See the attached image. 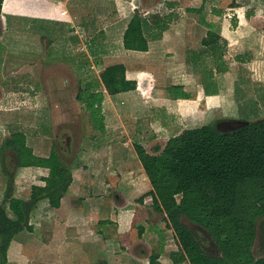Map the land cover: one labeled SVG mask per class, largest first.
I'll list each match as a JSON object with an SVG mask.
<instances>
[{
    "label": "rangeland",
    "instance_id": "rangeland-1",
    "mask_svg": "<svg viewBox=\"0 0 264 264\" xmlns=\"http://www.w3.org/2000/svg\"><path fill=\"white\" fill-rule=\"evenodd\" d=\"M148 2L154 3L153 11L144 17L149 19L152 26L160 16L163 17L170 12L175 14V18L170 23L163 42L156 46L152 54L148 55L146 70L154 75L153 78L151 77L152 80L149 79L147 82L148 89L140 88L138 90L137 88L135 91L122 94L124 99L120 101L124 103L127 101V105H121L120 101L116 103V100L112 99L105 89L95 87V80L105 70V67L115 65L111 62L113 55H110L111 59L106 57L105 60H102L100 58V63H103V66H100L95 61L92 51L95 45H99L104 40L94 37L98 21L106 22L112 17L116 18L112 2L111 5L101 6V12L97 14L92 8L99 1L92 0L91 4L89 3L92 8L84 14L82 12L75 14L77 16L76 28L85 31L83 34L71 35L74 37L73 41L80 35V41L73 42V51L76 57L66 50L64 51L66 42L62 40L55 45L54 49L49 50L44 62L46 65L50 62L62 61L68 65H74V68L59 73H55V70L48 73L39 72L37 80L34 72H28L30 62H26L27 65L24 62L28 61L27 55L31 49L29 45L37 46L33 43L32 35L36 31L50 33L55 29L54 26L46 22L40 23L10 17L8 20L11 23L7 22L5 25V23L1 24L0 18V34L5 30L7 32L5 41L0 43V194L2 198L9 189L8 186H11L13 197L28 200L32 192L45 186L44 180L49 175V171L43 168L19 167L17 155L7 147V139L17 131H21L27 136L28 146L39 157H47L52 148L56 146L59 155L67 163L72 174L81 166L80 160L86 158L81 175H75L76 181L72 182L73 185L71 184L69 187L72 197L65 201L72 204L71 208L62 212L65 215L71 214V209L74 212V207H82L80 206L81 198L87 200L86 204L91 199V202H94L98 207L103 203V208L104 204L109 207L114 204L116 207L125 205V197L120 194L121 188H116V184L111 181L107 188L105 185L104 191L97 189L92 196L88 195V189L80 185L82 178L91 180L89 174L100 178L99 174L102 173L105 166L112 163L114 164L109 166L110 170H115L121 165L119 169L122 174L127 173L129 165L117 164L122 160L125 148L135 150V145L139 144L143 145L149 154L157 155L161 153L172 136H177L186 129L216 124L220 131H231L239 128L241 122L264 119V0H208L205 10L201 14H193L188 10H199L203 0H168L166 2L138 0L139 9L141 8L144 12V6ZM160 2H163V5L157 6ZM167 3H175V5L167 10ZM143 14L146 15V13ZM143 14L141 15L143 16ZM82 22L88 23V30L86 24H84V28ZM232 28H239L240 35H235V43L229 47L226 40L221 38V45L225 49V63L232 67V71L226 78H231V81L228 80V82L232 83L234 97L225 109L222 108V113L211 116L204 112V114L197 115L191 122L175 116V111L169 110V106H150V96L152 95H149L148 92L150 89L162 85L159 74L164 72V76H166L171 64L183 68L184 66L180 64L181 60L187 65V71L194 72L192 75L199 77L201 75L203 83L211 86L210 90L215 88L216 78L212 74L209 75L214 68L212 56L205 54L207 47L200 40L203 37L202 41L206 39L210 29L220 36L222 33L228 35ZM23 33L26 34L24 40L27 41L24 44H29L26 48L24 44L21 46L22 43H20ZM195 34L198 35L196 36L197 41L193 39ZM240 37L243 39L238 40ZM45 44L48 47L45 40L42 47ZM121 48L126 50L123 44H121ZM88 52L91 53L92 59L88 58ZM13 54L16 55L12 56ZM140 67L142 68V66H137V70H140ZM234 68L236 71H233ZM35 71H38V68ZM200 71L203 73L200 74ZM216 75L218 76L217 73ZM223 75L219 74V76ZM155 76H159L158 81ZM61 79L66 80L68 85L58 88ZM81 91L84 92L83 102L77 99ZM161 91L163 92V90ZM177 92L181 94L183 91L177 90ZM99 98H101L100 101ZM153 100L154 97H152V102ZM99 108L104 116L108 115L110 121V123L107 121L106 125L105 119V125L109 127L107 135L101 137L93 131L89 113L91 109ZM106 142H109L113 148L111 149L115 155L113 158H116L112 163L109 162L111 156L108 159L105 153L94 155L92 153L97 147H103ZM143 174L139 172L138 178L129 177L127 179L140 183L137 192L134 191V194L129 195L135 199L130 205L132 212L136 207L137 199L141 204L140 213L137 212L136 216L131 215V217L134 218L133 223L136 222L134 226H137L140 232L146 233L147 229L150 232L149 239H147L150 242L149 245H144L145 242L140 239L138 243L133 242V245L129 241V245L132 247H121L124 241H117L120 243L121 249V252H117L120 251L119 247L115 251L110 244L113 242L109 238H102V245L95 246L90 243L82 248L74 249L75 245L70 241L69 246L65 247L62 244L63 237L70 240V237L76 236L75 233L82 228H70L68 232L66 228L72 227L73 223H61L56 227V221L52 220L54 213L51 211L49 203L43 201L39 206L42 203L44 205L36 209L29 221V226L34 227V232L24 231L18 234L12 242L8 251L10 264H63V262L65 264H104L105 262L114 264V258H121V256L123 259L129 258L130 252L134 254L136 252L140 257L144 256L145 264H150L152 256L160 252V249L154 245L162 241L165 236L166 242L163 244L165 255L163 257L168 260V257L177 251L175 238L169 229H167L168 235L162 234L163 230L166 232L165 215L157 212L147 213V208L153 209L152 198L147 195L152 188L148 178ZM98 186L100 187L99 184ZM88 211L89 209L77 210L72 215H75L77 222L80 223L83 214L87 215ZM113 216H115L114 210ZM183 223L193 231L203 247L208 249H206L208 252L212 251L210 249L212 247L214 251L211 253L217 252L215 244L203 228L192 224L187 218H183ZM87 228L85 231L88 235L96 237L98 240L101 238L98 229H101L102 225L92 224ZM62 230H66L63 236L64 231L62 232ZM158 230H161V233L159 232V236H156ZM259 234L260 238H256L253 253L255 257H264L262 228H260ZM118 262L116 264H121Z\"/></svg>",
    "mask_w": 264,
    "mask_h": 264
},
{
    "label": "trees",
    "instance_id": "trees-1",
    "mask_svg": "<svg viewBox=\"0 0 264 264\" xmlns=\"http://www.w3.org/2000/svg\"><path fill=\"white\" fill-rule=\"evenodd\" d=\"M4 1L0 0V14ZM207 1L203 0L199 10L188 11L201 14ZM166 5L168 10L175 3ZM174 18L175 14L170 12L160 16L152 26L147 17L136 12L124 32V48L147 52L150 42L163 38ZM221 38L210 29L203 40L207 47L205 54L212 56L214 65L210 76L228 72ZM92 51L98 63V55ZM95 85L110 96L137 89V82L127 79L123 64L106 67ZM177 90L179 88L172 89L175 100L189 99ZM83 94V91L78 94V101H84ZM100 109L89 111L93 131L97 134L106 131V118ZM7 147L17 155L20 168H43L49 175L44 180L45 186L32 192L28 200L13 197L11 186L3 198L0 196L2 264L8 263V251L17 235L34 232L29 221L39 204L45 201L52 209L60 208L73 182L72 171L56 147L47 157H39L28 146L27 136L21 131L7 139ZM135 151L152 188L147 195L152 198L153 208L165 215L164 235H168L169 229L175 238L178 251L171 254L174 264H264V257H255L253 253L258 224L264 221V119L241 122L239 128L231 131H220L216 124L186 129L172 136L157 155L149 154L139 144L135 145ZM183 218L208 233L217 248L216 253L203 247L183 223ZM163 251L161 247L150 264H159Z\"/></svg>",
    "mask_w": 264,
    "mask_h": 264
},
{
    "label": "crops",
    "instance_id": "crops-1",
    "mask_svg": "<svg viewBox=\"0 0 264 264\" xmlns=\"http://www.w3.org/2000/svg\"><path fill=\"white\" fill-rule=\"evenodd\" d=\"M86 1L88 3L85 2L84 0H5L4 1L2 6V12L0 14V18L2 20L1 24L5 23L6 25L7 22L11 23L8 20V17H10V18H21L25 20L40 22V23L46 22L48 24L53 25L55 28L50 33H46V32L41 33L39 31H36L35 33L33 32L34 34L32 35L33 43L37 46L39 45L38 47L34 45L31 46L29 44H24L27 42L24 40L26 34L24 33L22 34L23 37L20 42L22 43L21 46H23L24 44L25 48L28 45L31 47V49H29L28 55L26 54L28 61L25 60L24 62L25 63L30 62V67L28 72L29 73L34 72L36 80L38 78L37 74H39V72L48 73L52 70H55V73H59L60 71H69V68H71V70L74 68L73 67L74 65H68L62 61L50 62V63H46V65H44V62H45V58L50 52L49 50L54 49L55 45L61 42L62 40L66 42L64 46V51L66 50L68 53L74 55L75 52L73 51V47H74L73 42L77 40L80 41L79 34L80 33L83 34L85 32L84 29L79 30V28H76L75 20L77 19V16L75 14L79 12H82L84 14L86 11L92 8V6L90 5L92 0H86ZM98 1H99L98 4L95 3L96 7L94 5L92 8L97 14L101 12L100 10L101 6H106L107 4L111 5V2L114 7V13L116 14V18L112 17L111 19H108V21L106 22L98 21L97 24L98 27L95 30L94 37H98L100 38V40L104 39L102 42H100L99 45L97 46L95 45V47L93 48L99 58L98 64L100 66H103V63L102 64L100 63V58L102 60H105L104 58L106 57L111 59L110 55H113V58L111 59L112 64H123L126 67L127 79L136 81L138 85L137 87L138 90L140 88L148 89L147 82L149 81V79L152 80L154 75L150 74L149 72H147L148 70H146L145 65L147 64V58L149 57L148 56L149 54L153 53V51L156 49V46L163 42V40L166 37V33L163 35V38L161 40L152 41L150 43V48L147 52L126 51L121 48V44H123V35L131 18L136 14V12L140 14L146 13V15L143 14V16L149 15L151 11H153L152 6L154 5V3L148 2L144 6L145 11L143 12L141 8L139 9L140 6H138L137 4L138 0H103V1L98 0ZM162 1L166 2L168 0H162ZM162 3L163 2L158 3L157 6L163 5ZM84 24H86L87 27L88 23L82 22V25L85 28ZM175 24L177 23L175 22ZM238 31L239 28H232V30L228 35L222 33L220 34V37L224 38L228 46L231 47L236 41L235 35H240ZM2 33L0 34V43L5 41V34H7L6 30L5 32L3 31ZM77 33H79L78 34L79 37H77V39L73 41L74 37H72L71 35H76ZM196 36L198 35L196 34L193 35L194 41H197ZM202 39L200 40L201 42H203ZM242 39L243 38L240 37L238 40H242ZM44 40L48 43V47L46 44L44 45V47H42ZM33 47L34 50L32 51ZM185 49L187 48L185 47ZM88 54H89L88 58L92 59L90 55L91 53L88 52ZM14 55L16 54H13L12 56ZM7 56H9V54H7ZM180 64L181 66L184 67L179 68L177 67V65L171 64L168 67L169 70L167 71L166 76H164V72H161L159 74V76L161 77L160 83L162 85L157 86V88L155 87L154 89H150V91L148 92L149 95H152L150 96L151 97L150 106L151 107L169 106L170 107L169 110L175 111L174 113L175 116L177 115L178 117L185 118L187 120H190L191 122L195 120L197 115L204 114V112L208 113L209 115L211 114V116L212 115L215 116L217 113H222V108L225 109L227 104L231 102V99L234 97L232 90L233 86L232 83H230L231 78H226L228 73L232 71V67L228 66V72L227 74L223 75L224 77L215 75L216 78L215 88H212L210 90L211 86H207V90H206L205 87L206 84L203 83L202 81L203 78L201 77V75L199 77L197 75H192L193 73L190 72L189 70L187 71V65H185V62H183V60L180 61ZM25 65H27V63ZM137 66L138 67L142 66V68L140 67V70H137ZM37 68L38 71H35ZM233 71H236L235 68ZM159 76L157 77L155 76L157 81ZM228 80L230 81L228 82ZM67 85L68 82L66 80L61 79L58 87L63 88ZM174 88H179L180 91H183L181 94L187 95L189 99L180 98L175 100L173 98V93H172V89ZM161 90H163V92ZM213 90L216 91L214 92ZM207 91L209 92L213 91V92L208 93ZM126 93H120L111 96V98L116 100V103H118V101L124 99L122 97V94H126ZM152 97H154L153 102H152ZM120 102L121 105H125V104L127 105V101H125V103L123 101ZM63 103L66 102L63 101ZM105 117H106V125H107V121H109L108 115H105ZM118 118L121 119L120 116H118ZM108 127L109 126H106V131L103 134H99L100 137L102 135H107ZM111 149L113 148H111L109 142H106V144L103 147H97L95 150L92 151V153L93 155L96 153H105L107 154L108 159H110L111 156V160H109V162L112 163L113 160H115L116 158H113L115 155L113 154ZM85 160L86 158L80 160L81 166H79L76 170H74L73 183L76 181L75 175L77 176L81 175V171L86 163ZM119 163L120 164L124 163L129 165V169H127L128 170L127 173L122 174L121 170L119 169L121 165H119L118 168H115V170L114 169L110 170L109 166L114 164L112 163L109 166L107 165L105 166V169L102 171V173L99 174L100 178H97L95 175L93 177L92 174H89L91 175V180H84V178H82L80 185L88 189L87 190L88 195L92 196L95 194L94 191H96L97 189H99L98 191L102 189L104 191L105 185L107 188V185L110 184L111 182L116 184L115 187L121 188L120 194H122L125 197L124 200L125 205L123 207H119V206L116 207L115 204L109 207L106 204H104L105 207L103 208L102 207L103 203L101 204L100 207H98L97 205L94 204V202H91L92 201L91 199H89L88 203L86 204L85 201L87 200L81 198L82 200L80 206L82 207L80 208L74 207V210L77 211V210L89 209V211L87 212V215L83 214V219L80 221V223L77 222L75 215H72L75 212V211L73 212L72 209H71V214L64 215L62 213L68 210L69 208H71L72 203L69 204L68 202L65 201L70 199V197H72V193H70V191L62 199L60 208L52 209L49 207L51 211L54 213V215L52 213V215L54 216L52 220L56 221L55 222L56 227H58L61 223H73L72 227L66 228L68 232L70 228H82V230H78L75 233L76 236L70 237V240L66 239V237L64 236L63 237L64 241L62 242L63 246L65 245V247H68L70 241H72V244L75 245L74 249L82 248L90 243H92V245L97 246V245H102L103 239H108V238L111 242H113L110 244H111V248H113L115 251L120 249V245H119L120 243H117V241H124V244L121 247H127V246L132 247L131 245H133V242L138 243L140 239H142L145 242L143 243L144 245H149L148 243L150 242L147 239H149L150 232L148 231V229L146 230V233L140 232L137 226H134L136 222L133 223L134 218L131 217V215L136 216L137 212L140 213L141 204L138 203L137 199H136L137 202L136 207L132 212L131 210L132 206L130 205L133 204L135 199L134 198L132 199V197L129 196L134 194V191L137 192L140 183L135 182V180L133 181L127 179L129 177H131L132 179L138 178V173L139 172L144 173V170L142 168V165L138 159L135 150L132 149L127 150L125 148L122 155V160L117 164ZM143 175H145V173ZM98 184L100 185V187L98 186ZM42 205L44 204L42 203L38 208H40ZM113 210L115 212V216H113ZM147 211L148 214L156 212L154 208L153 209L147 208ZM67 217H69L70 219H64V220L61 219ZM92 224L102 225V228L98 229L99 236L101 237L99 240L96 239V237L94 238L88 235L85 231V228L88 229L87 227H89V225ZM66 230H62V232L64 231L62 233V236L64 235ZM157 232L158 233H156L155 235L159 236L161 230H158ZM162 234H165L164 231L162 232ZM129 241H131L130 242L131 245H129ZM165 242L166 240L162 239V241H159L154 246H157L159 249L163 247L164 250L165 247L163 246V244ZM110 244H108L109 247ZM177 251H178V247H177ZM117 252H121V249L120 251ZM164 252L165 251H163V253L161 254L158 263L174 264L173 260L171 259V255L168 257L169 258L168 260H165V257H163L165 255ZM130 254L131 256L129 258H124V259L121 255H120L121 258L113 257L115 259L114 264H116L117 261H119L118 263L121 264H145L146 259H144L145 258L144 256L140 257L139 254L136 252L135 254L133 252H130ZM9 256L10 254L8 255V262L10 264ZM63 264L65 263L63 262ZM104 264H106V262Z\"/></svg>",
    "mask_w": 264,
    "mask_h": 264
},
{
    "label": "flooded vegetation",
    "instance_id": "flooded-vegetation-1",
    "mask_svg": "<svg viewBox=\"0 0 264 264\" xmlns=\"http://www.w3.org/2000/svg\"><path fill=\"white\" fill-rule=\"evenodd\" d=\"M59 88V87H58ZM54 147H56V146H54ZM56 149H57V151H58V148L56 147ZM59 152V151H58ZM260 228H262L263 229V236H262V239H263V245H264V221H262V222H260L259 224H258V231H257V238L259 239L260 238V234H259V230H260ZM210 237V236H209ZM205 249H207V248H205ZM210 249H212V251H214V248L212 247V248H210ZM208 250V249H207ZM211 251V252H212Z\"/></svg>",
    "mask_w": 264,
    "mask_h": 264
}]
</instances>
